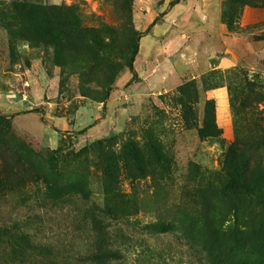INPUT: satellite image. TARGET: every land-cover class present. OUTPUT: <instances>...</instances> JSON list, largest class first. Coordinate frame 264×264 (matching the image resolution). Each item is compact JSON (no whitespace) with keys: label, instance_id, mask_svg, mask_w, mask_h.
I'll return each mask as SVG.
<instances>
[{"label":"rangeland","instance_id":"rangeland-1","mask_svg":"<svg viewBox=\"0 0 264 264\" xmlns=\"http://www.w3.org/2000/svg\"><path fill=\"white\" fill-rule=\"evenodd\" d=\"M0 113V264H264V0H0Z\"/></svg>","mask_w":264,"mask_h":264},{"label":"trees","instance_id":"trees-1","mask_svg":"<svg viewBox=\"0 0 264 264\" xmlns=\"http://www.w3.org/2000/svg\"><path fill=\"white\" fill-rule=\"evenodd\" d=\"M137 52H138V47L136 46V48L134 49V52H133V55H132V58L131 60L133 61L135 59V56L137 55ZM130 71L132 72L133 74V77L131 79V82H133L136 78H137V73L134 69V66H133V62L130 64ZM7 117L4 116L3 114L0 113V144L5 147L7 142H6V136H8L11 131V127L8 125V122H7ZM1 160H3V157L0 156ZM4 171V162L1 161L0 163V174L2 175L3 171ZM164 231L163 232H168L170 229L168 227H166L165 229H163ZM116 255V253L114 252H111V251H104L103 253H99L98 255L95 256L96 259H100V263H103L105 264L106 262L110 261V258L114 257Z\"/></svg>","mask_w":264,"mask_h":264}]
</instances>
